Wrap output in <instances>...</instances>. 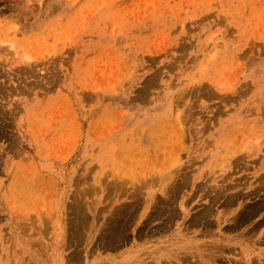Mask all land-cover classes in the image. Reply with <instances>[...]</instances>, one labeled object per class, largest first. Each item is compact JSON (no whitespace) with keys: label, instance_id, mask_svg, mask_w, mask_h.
I'll return each instance as SVG.
<instances>
[{"label":"rangeland","instance_id":"obj_1","mask_svg":"<svg viewBox=\"0 0 264 264\" xmlns=\"http://www.w3.org/2000/svg\"><path fill=\"white\" fill-rule=\"evenodd\" d=\"M0 9V264H264V192H247L264 174V0H0ZM226 185L215 227H188ZM256 200L261 210L235 227L239 203ZM118 212L129 241L111 247Z\"/></svg>","mask_w":264,"mask_h":264},{"label":"bare ground","instance_id":"obj_2","mask_svg":"<svg viewBox=\"0 0 264 264\" xmlns=\"http://www.w3.org/2000/svg\"><path fill=\"white\" fill-rule=\"evenodd\" d=\"M0 10H1V9H0ZM10 49H11V48H10ZM1 50H2V49H1ZM28 65H29V64H28ZM26 67H27V65H26ZM21 68H22V67H21ZM24 68H25V67H24ZM24 68H23V69H24ZM29 69H30V68H29ZM34 69H35V68H34ZM21 71H23V70H21ZM24 71H25V70H24ZM28 72H29V70H28ZM23 73H24V72H23ZM5 77H6V76H5ZM26 82H27V81H26ZM22 83H23V82H22ZM0 84H1V83H0ZM24 84H25V83H24ZM26 84H27V83H26ZM2 85H4V84H2ZM6 86H7V85H6ZM24 86H25V85H24ZM24 86H23V87H24ZM29 86H30V85H29ZM202 86H203V85H202ZM194 87H195V86H194ZM0 88H1V87H0ZM5 88H6V87H5ZM25 88H27V87H25ZM29 88H30V87H29ZM8 89H9V87H8ZM196 89H197V88H195V90H196ZM198 89H199V88H198ZM198 89H197V90H198ZM205 89H206V88H205ZM195 90H194V92H195ZM1 91H3V89H2ZM1 91H0V92H1ZM4 91H5V90H4ZM205 91H207V90H205ZM142 92H143V91H142ZM191 92H192V91H191ZM197 92H198V91H197ZM5 94H6V93H5ZM194 96H195V95H194ZM227 96H229V95H227ZM183 98H184V97H183ZM228 101H229V100H228ZM189 105H190V104H189ZM189 107H190V106H189ZM191 107H193V106H191ZM188 109H189V108H188ZM188 109H187V111H188ZM1 114H2V113H1ZM1 114H0V116H1ZM204 119H205V118H204ZM207 123H208V122H207ZM209 126H210V125H209ZM180 127H181V126H180ZM185 129H186V128H185ZM185 129H184V130H185ZM182 130H183V129H182ZM182 130H181V131H182ZM184 130H183V131H184ZM183 131H182V132H183ZM184 132L186 133V131H184ZM1 134H2V133H1ZM183 134H184V133H183ZM184 135H186V134H184ZM258 137H259V136H258ZM186 138H187V137H186ZM181 139H182V138H181ZM251 139H252V138H251ZM185 140H186V139H185ZM248 140H249V139H248ZM248 140H247V141H248ZM245 142H246V140H245ZM12 145H13V144H12ZM243 147H244V146H243ZM12 148H13V147H12ZM250 148H251V147H250ZM241 149H242V147H241ZM248 149H249V148H248ZM248 149H246V150L248 151ZM16 150H17V149H16ZM16 150L13 151V152H16ZM156 150H157V149H156ZM246 150H245V151H246ZM238 151H239V150H238ZM243 153H244V152H243ZM243 153L240 152V154H243ZM240 154L238 155L239 158H240ZM17 155H18V154H17ZM20 155H21V152H20ZM150 155H151V154H150ZM252 155H253V154H252ZM241 156L243 157L244 155H241ZM259 156H260V155H259ZM245 157H246V156H245ZM260 157H261V156H260ZM237 158H238V157H237ZM239 158H238V160H240ZM234 159H235V158H234ZM241 159H242V158H241ZM243 159H244V158H243ZM243 159H242V160H243ZM230 160H231V159H230ZM233 161H234V160H233ZM233 161H232V162H233ZM244 161H245V160H244ZM256 161H257V160H256ZM235 162H237V160H236ZM249 162H250V161H249ZM233 163H234V162H233ZM242 164H243V163H242ZM145 166H146V164H145ZM234 166H235V165H234ZM138 167H139V166H138ZM249 167H250V166H249ZM238 168H239V167H238ZM242 168H243V167H242ZM233 169H234V168H233ZM248 169H250V168H248ZM260 169H261V168H260ZM163 170H164V169H163ZM239 170H240V168H239ZM156 172H158V171H156ZM233 172H234V171H233ZM235 172H237V171H235ZM143 173H144V172H143ZM231 173H232V172H231ZM159 174H160V172H159ZM234 174H235V173H234ZM245 174H246V173H245ZM120 175H121V174H120ZM143 175H145V174H143ZM157 175H158V174H157ZM228 175H230V174H228ZM121 176H122V175H121ZM147 176H148V175H147ZM147 176L145 175V177H146V178H145V182H146V179L148 180V178H149V177L147 178ZM150 176H151V174H150ZM152 176H153V175H152ZM184 176H185V175H184ZM243 176H244V175H243ZM245 176H246V175H245ZM154 177H156V176H154ZM186 177H187V176H186ZM189 177H190V176H189ZM231 177H232V176H231ZM258 177H259V176H258ZM106 178H107V177H106ZM133 178H134V177H133ZM152 178H153V177H152ZM225 178H226V177H225ZM229 178H230V177H229ZM241 178H242V176H241ZM248 178H249V177H248ZM120 179H121V178H120ZM131 179H132V178H131ZM142 179H143V178H142ZM150 179H151V177H150ZM156 179H157V178H156ZM156 179H155V180H156ZM235 179H236V178H235ZM255 179H256V178H255ZM180 180H181V179H180ZM182 180H183V179H182ZM186 180H188V179H186ZM225 180H227V179H225ZM240 180H241V179H240ZM119 181H120V180H119ZM122 181H123V179H122ZM150 181H151V180H150ZM156 181H157V180H156ZM178 181H179V180H178ZM184 181H185V180H184ZM253 181H255V180H253ZM103 182H104V181H103ZM107 182H108V181H107ZM113 182H114V181H113ZM117 182H118V181H117ZM141 182H142V181H141ZM147 182H149V181H147ZM152 182H153V181H152ZM186 182H188V181H186ZM186 182H185V183H186ZM204 182H205V181H204ZM222 182H223V181H222ZM246 182H247V181H246ZM142 183H143V182H142ZM183 183H184V182H183ZM238 183H240V182H238ZM238 183H236V184L234 183L233 186H232L230 183H229V184H230L232 187H234L235 185H238ZM259 183H260V184H259ZM259 183H258L259 185L257 184V185H258L257 187H255V188L252 189V190H248V191H247L249 195H250L251 193H254V194H257L258 192L260 193V191H263V192H264V174H263V173L260 175V181H259ZM119 184H120V183H119ZM121 184H122V182H121ZM132 184H134V183H132ZM145 184H146V183H145ZM145 184H144V185H145ZM187 184H189V182H188ZM110 185H112V184H110ZM116 185H117V184H116ZM116 185H115V186H116ZM169 185H170V184H169ZM171 185H173L172 182H171ZM175 185H176V184H175ZM180 185H181V184H180ZM230 185H229V186H230ZM115 186H114V188H115ZM133 186H134V185H133ZM173 186H174V185H173ZM226 186H227V185H226ZM229 186H227V188H226V187L224 188V186H223V188L221 187L220 190H219V188H218V189H217V192L215 191V193H216L215 198L212 196V197H213L212 200L209 201V202H211V205H210L209 207L207 206L206 209H204V207H203L204 210L202 209V211H201V209H200L199 211H201V212L197 211V212H196L197 214L194 213V214H196V215H194V216H193V213H192L191 215H192L193 217H191L190 220H191L192 218H193V219H192L190 222L187 220V221L189 222L188 227L198 226V227H196V228H199L200 225H204L205 227H215V224H216V223H213L214 225L212 226V222H213V221L211 222L209 217H210V216H211V217L213 216V215H212V214H213V211H214L213 206H214L215 202L219 201L220 196H221V197L224 196V193H225V191H227V190L229 189ZM231 186H230V187H231ZM238 186H239V185H238ZM93 187H94V186H93ZM196 187H197V186H196ZM200 187H201V186H200ZM212 187H213V186H212ZM95 188H96V187H95ZM122 188H123V187H122ZM130 188H131V187H130ZM198 188H199V187H198ZM97 189H98V188H97ZM97 189H96V190H97ZM170 189H171V188L169 187V190H170ZM173 189H174L173 192L178 190V189L175 190V188H173ZM231 189H232V188H231ZM91 190H92V189H91ZM126 190H127V189H126ZM126 190H125V192H126ZM213 190H215V189H213ZM213 190H212V191H213ZM240 190H241V189H240ZM240 190H239V191H240ZM97 191H98V190H97ZM239 191L237 190V193H236L235 195H233L235 192H234V193H230V195H231V194L233 195L232 198L229 197L230 200H227V201H228L227 203H230V204H229L230 206H231V204H232L233 202H237V200H238V196H239V195L242 196V193H240ZM242 191H243V189H242ZM88 192H89V191H88ZM88 192H87V193H88ZM90 192H91V191H90ZM120 192H121V191H120ZM128 192H129V191H128ZM167 192H168V193H167ZM210 192H211V190H210ZM247 192H246V193L243 192V193H244V194H247ZM263 192H262V193H263ZM92 193H94L93 190H92ZM97 193H98V192H97ZM123 193H124V192H122V194H123ZM137 193H138V192H136V194H137ZM143 193H144V192H143ZM171 193H172V191H171ZM215 193H214V194H215ZM262 193H261V194H262ZM74 194H75V193H73V195H74ZM85 194H86V193H85ZM88 194H89V193H88ZM132 194H135V193L133 192ZM193 194H194V193H193ZM226 194H227V193H226ZM263 194H264V193H263ZM263 194H262V195H263ZM75 195H76V194H75ZM83 195H84V194H83ZM105 195L107 196L106 193H105ZM109 195H110V194H109ZM139 195H140V194H139ZM177 195H178V194H177ZM227 195H228V194H227ZM262 195H260V197H261ZM81 196H82V195H81ZM111 196H112V195H111ZM121 196H122V195H121ZM133 196H134V195H133ZM169 196L172 197V196L170 195V192H169V191H166V197L169 198ZM193 196H194V195H193ZM246 196H247V195H246ZM246 196H244V197H246ZM72 197H73V196H72ZM76 197H77V196H76ZM76 197H75V198H76ZM89 197H90V195H89ZM118 197H119V196H118ZM128 197H129V196H128ZM140 197H141V196H140ZM176 197H177V196H176ZM254 197H255V196H254ZM262 197H263V196H262ZM83 198H85V197H83ZM91 198H92V197H91ZM112 198H113V197H112ZM137 198H138V197H137ZM137 198H136V199H137ZM193 198H194V197H193ZM226 199H228V198H226ZM244 199H246V198H244ZM244 199H242V201H243ZM72 200H74V198H73ZM84 200H85V199H84ZM106 200H107V199H106ZM110 200H111V199H110ZM170 200H171V198H170ZM216 200H217V201H216ZM263 200H264V199H263ZM78 201H80V199H79ZM85 201H86V200H85ZM85 201H84V202H85ZM138 201H139V200H138ZM168 201H169V200H168ZM222 201H223V200H222ZM222 201H221V202H222ZM259 201H261V200H259ZM86 202H87V201H86ZM93 202H94V201H93ZM129 202H130V201H129ZM135 202H136V201H135ZM169 202H171V201H169ZM186 202H189V201H186ZM225 202H226V201H225ZM256 202H258V200H256L254 203H256ZM263 202H264V201H263ZM263 202H261V203H263ZM71 203L73 204V202H71ZM79 203H80V202H79ZM108 203H109V202H108ZM123 203H124V202H123ZM127 203H128V202H127ZM166 203H167V202H166ZM172 203H174V201H173ZM172 203H169V204L172 205ZM180 203H181V202H180ZM184 203H185V202H183V204H184ZM222 203H224V202H222ZM254 203L251 202V204H254ZM69 204H70V203H69ZM75 204H78V203H77V202L74 203V207L71 205V208H72V207L75 208V209H74V210H76L75 213H78L77 210H79V209L81 208L82 205H81V206H80V204H79V205H76L77 207H80L79 209H77L76 206H75ZM119 204H120V203H119ZM119 204H118V206H119ZM161 204H163V203H161ZM167 204H168V203H167ZM181 204H182V203H181ZM183 204L181 205L182 208H180V209L185 210ZM188 204H189V203H188ZM234 204H235V203H234ZM234 204H233V205H234ZM256 204H257V206H256ZM256 204L253 205L252 207L249 206L250 208L245 209V211H243L244 206L247 207L248 204L244 205L243 203H239V205H242V207H240V210H238V212H236V214H234V217L232 216V217L234 218V220H231V223H232V224H235V225H236L235 227H237V226H241L240 224H241L246 218H247L246 220L252 219V218L250 217V215H252L253 213L257 212L256 210H259V209L261 208V205H262V204L260 205L259 203H256ZM106 205L108 206V204H106ZM106 205H105V207H106ZM121 205H123V204H121ZM125 205H126V204H125ZM165 205H166V204H165ZM171 205H170V207H171ZM184 205H185V204H184ZM205 205H206V204H205ZM224 205H225V203H224ZM227 205H228V204H227ZM227 205H226V206H227ZM235 205H236V204H235ZM116 206H117V205H116ZM137 206H138V205H137ZM167 206H169V205H167ZM172 206H173V205H172ZM186 206H187V205H186ZM226 206H225V207H226ZM262 206H263V205H262ZM119 207H120V206H119ZM126 207H127V206H125V209H126V210L124 209V207H123V209H120V208H122V207H120V208H118V209H120V210H122V211H123V210L127 211L128 208H126ZM128 207H129V205H128ZM130 207H131V206H130ZM132 207H133V204H132ZM132 207H131V211L129 210V211H127V212H129V213L132 212ZM173 207H174V206H173ZM173 207H171V209H173ZM225 207H224V208H225ZM227 207H228V206H227ZM73 208H72V211H73ZM82 208H83V206H82ZM82 208L80 209V210H81L80 213H81L82 210H83L82 214H84V211H85V210L82 209ZM154 208H155V207H154ZM158 208H159V207H158ZM174 208H175V207H174ZM85 209H86V208H85ZM116 209H117V208H116ZM118 209H117V210H118ZM135 209H136V208H135ZM137 209H138V208H137ZM166 209H167V208H166ZM166 209H165V208L162 209L161 212L163 211V213H164L165 211H168V209H167V210H166ZM117 210H116V211H117ZM120 210H119V211H120ZM153 210H154V209H153ZM164 210H165V211H164ZM228 210H229V209H228ZM260 210H261V209H260ZM98 211H99V210H98ZM125 211H124V212H125ZM176 211H177V212H180V210H178V209H177ZM224 211H226V210L224 209ZM73 212H74V211H73ZM100 212H101V210H100ZM111 212H114V210L111 211ZM133 212L135 213V210H133ZM157 212H158V211H157ZM168 212H169V214L165 215L166 218L170 217L171 215H173V217H174V216L176 217V215L173 214V213H175V212H172L171 215H170V212H171V211L169 210ZM177 212H176V213H177ZM198 212H199V213H198ZM114 213H115V212H114ZM116 213H117V212H116ZM121 213H122V212H121ZM125 213H126V212H125ZM129 213H127V214H129ZM136 213H137V212H136ZM158 213H160V212H158ZM158 213H157V214H158ZM185 213H186V216H187V215H188V211L186 210ZM223 213H224V212H223ZM225 213H226V212H225ZM70 214H71V213H70ZM99 214H100V213H99ZM118 214H119L120 216H119L118 218H116L115 220L113 219L114 221H111L112 225H111V231H110V234H109V239H110V241H109V239H108L109 244H107L108 242H106V243L104 242L105 245H109V246H111V247H112V246H115V242H116V240H117V239H115V237L118 238V240L122 242L123 240L126 239L125 237H127V236H126L127 233H129L128 231L125 232L126 230H128L129 227L126 228V229H125V227H124V226H125L126 224H128V222L130 221V220L128 221V219H127V218H129L128 215L126 214V215H127V217H126L125 215L122 216V214H120L119 212H118ZM118 214H117V215H118ZM130 214H131V213H130ZM164 214H166V213H164ZM177 214H178V213H177ZM256 214H258V213H256ZM72 215H73V214H72ZM74 215H75V214H74ZM76 215H78V214H76ZM117 215H115L114 217H117ZM133 215H134V214L132 213V216H131V217H133ZM136 215H137V214H136ZM147 215H148L147 217L149 218V215H150V214H147ZM161 215H163V214H161ZM169 215H170V216H169ZM220 215H221V214H220ZM78 216H80V214H79ZM81 216H82V215H81ZM81 216H80V217H81ZM134 216H135V215H134ZM154 216H155V215H154ZM159 216H160V215H159ZM253 216H254V215H253ZM73 217H74V216H73ZM73 217H72V218H73ZM75 217H77V216H75ZM85 217H87V216H86V213H85V216L83 217V219L80 218V220H81V221H85V220L88 218V217H87V218H85ZM98 217H100V216H98ZM112 217H113V216H112ZM114 217H113V218H114ZM135 217H136V216H135ZM150 217L152 218L153 215H152V216L150 215ZM178 217H179V215H178ZM221 217H222V216H221ZM221 217H220V216L218 217V218L220 219V221H224V219L221 220ZM232 217H230V218H228V219H231ZM248 217H249V219H248ZM254 217H256V216H254ZM254 217H253V218H254ZM70 218H71V217H70ZM84 218H85V219H84ZM153 218H155V217H153ZM233 218H232V219H233ZM263 218H264V217H263ZM67 219H68V218H67ZM75 219H76V218H75ZM75 219L73 218V220H75ZM77 219H78V218H77ZM106 219H107V217H106ZM111 219H112V218H111ZM73 220H71V221H73ZM80 220H79V219L77 220V222H78L79 224H81ZM131 220H132V218H131ZM133 220H134V219H133ZM143 220H144V219H143ZM211 220H212V219H211ZM213 220H214V219H213ZM261 220H263V219L261 218L260 221H261ZM47 221H48V220H47ZM87 221H88V220H87ZM106 221H107V220H106ZM108 221H109V220H108ZM127 221H128V222H127ZM161 221H162V220H161ZM176 221H178V220H176ZM215 221H216V220H215ZM226 221H227V220H226ZM228 221H230V220H228ZM233 221H234V223H233ZM251 221H252V220H251ZM48 222H49V221H48ZM75 222H76V220H75ZM75 222H74V223H75ZM98 222H99V221H98ZM109 222H110V221H109ZM146 222H147V220H146ZM146 222L144 221V223H146ZM185 222H186V221H185ZM216 222H217V221H216ZM257 222H258V221H257ZM262 222H263V221H262ZM43 223H44V222H43ZM69 223H70V222H69ZM71 223H72V222H71ZM78 223H75V225L77 224V225H76V226H77V227H76V230H78V228H81V227H78V226H80V225H78ZM83 223H84V222H82V224H83ZM88 223H89V222H88ZM106 223H107V222H106ZM162 223H163V222H162ZM168 223H170V222L168 221ZM168 223H166V224H168ZM244 223H246V222L244 221ZM258 223H259V222H258ZM260 223H261V222H260ZM260 223H259V225L262 224V223H261V224H260ZM129 224H130V223H129ZM131 224H132V223H131ZM226 224H227V222H226ZM232 224H228V226L230 225L231 227H234V226H232ZM106 225H107V224H106ZM108 225H109V224H108ZM163 225H164L165 228H167L170 224H169L167 227H166L165 223H163ZM180 225H181V224H180ZM47 226H48V225H47ZM71 226H72V225H71ZM71 226H70V227H71ZM81 226H82V225H81ZM84 226H85V225H84ZM157 226L159 227V223L157 224ZM171 226H172V223H171ZM171 226H170V227H171ZM183 226H184V225H183ZM216 226H217V225H216ZM225 226L227 227V225H225ZM230 226H229V227H230ZM251 226H252V225H251ZM253 226H254V224H253ZM261 226H262V225H261ZM49 227H50V226H49ZM145 227H146V226H145ZM158 227H157V228H158ZM172 227H173V226H172ZM186 227H187V226H186ZM188 227H187V228H188ZM229 227H228V229H229ZM242 227H243V226H242ZM257 227H258V226H257ZM36 228H37V227H36ZM71 228L73 229V227H71ZM71 228H68V229H71ZM141 228H142V225H141V227H140L139 229H141ZM159 228H161V226H160ZM184 228H185V227H184ZM187 228H185V230H187ZM248 228H249V227H247V230H250L252 227H250L249 229H248ZM28 229H29V228H28ZM37 229H38V228H37ZM43 229L45 230V227H44ZM48 229H49V228H48ZM136 229H137V228H136ZM139 229L137 230V232H138V231L140 232ZM142 229H143V228H142ZM150 229H151V227L148 229V231H149ZM210 229H211V228H210ZM210 229H209V230H210ZM222 229H224V228H222ZM228 229H227V230H228ZM232 229H234V228H231V229H229V230H232ZM254 229H255V228H254ZM254 229H253V230H254ZM24 230H25V229H24ZM26 230H27V229H26ZM26 230H25V231H26ZM76 230H75V231H76ZM82 230H83V229H82ZM82 230H81V231H78V232H80V233H81V232H84V231H82ZM107 230H109V229H107ZM143 230H144V229H143ZM163 230H164V229H163ZM163 230H162V232H165V231H163ZM165 230H166V229H165ZM192 230H193V229H192ZM202 230L205 231V228L203 227ZM202 230H201V232H202ZM227 230H224V231H227ZM234 230H235V229H234ZM234 230H232V231H234ZM253 230H252V231H253ZM33 231H34V230H33ZM40 231H41V230H40ZM47 231H48V230H47ZM70 231H71V230H70ZM150 231H152V230H150ZM188 231H189V230H188ZM235 231H236V230H235ZM238 231H239V230H238ZM65 232H66V231H65ZM71 232H72V231H71ZM71 232H70V233H71ZM78 232H77V233H78ZM92 232H93V231H92ZM99 232H100V231H99ZM106 232H107V231H106ZM152 232H153V231H152ZM158 232H159V231H158ZM175 232H176V230H175ZM181 232H182V231H181ZM183 232H184V231H183ZM192 232H193V231H192ZM206 232H208V228H207ZM222 232H223V231H222ZM222 232H221V233H222ZM244 232H245V231H244ZM21 233H22V232H21ZM73 233H74V232H73ZM80 233H78V234H80ZM104 233H105V232H103V234H104ZM107 233H108V232H107ZM148 233H149V232H148ZM186 233H187V231H186ZM188 233H189V232H188ZM188 233H187V234H188ZM204 233H205V232H204ZM250 233H251V232H250ZM259 233H260V232H259ZM32 234H33L32 236L37 235V234H35V233H32ZM45 234H46V233H45ZM45 234H44V235H45ZM47 234H48V233H47ZM47 234H46V236H47ZM67 234H68V233H67ZM75 234H76V233H75ZM130 234H131V233H130ZM130 234H128V235H130ZM136 234L138 235V233H136ZM144 234H145V233H144ZM149 234H150V233H149ZM155 234H156V233H155ZM243 234L245 235V233H243ZM24 235H25V234H24ZM69 235H71V234H69ZM82 235L84 236V233L80 234L79 236H77V234H76V237H75V238H78V237L80 238V237H82ZM98 235H99V233H98ZM137 235H136V236H137ZM152 235H154V233H153ZM174 235H175V234H174ZM182 235H183V234H182ZM185 235H186V234H185ZM200 235H201V234H200ZM202 235H203V234H202ZM218 235H219V234H218ZM222 235H223V234H222ZM26 236H27V235H26ZM65 236H66V235H65ZM72 236H73V234H72ZM100 236H101V235H100ZM104 236H105V234H104ZM107 236H108V234H107ZM147 236H149V235H147ZM180 236H181V235H180ZM198 236H199V235L197 234V237H198ZM23 237H24V236H23ZM142 237H143V236H142ZM168 237H169V236H168ZM184 237H185V236H184ZM263 237H264V236H263ZM45 238H46V237H45ZM63 238H64V237H63ZM67 238H68V237H67ZM71 238H72V237H71ZM100 238H101V237H100ZM127 238H128V237H127ZM130 238H131V237H130ZM170 238H171V237H170ZM173 238H174V237H173ZM186 238H187V237H186ZM32 239H33V237H32ZM64 239H65V238H64ZM68 239H69V238H68ZM80 239H82V238H80ZM80 239H79V240L77 239V240L80 241ZM101 239H102V238H101ZM171 239H172V238H171ZM26 240H27V239H26ZM75 240H76V239H75ZM82 240H83V239H82ZM96 240H97V238H96ZM102 240H103V239H102ZM105 240H106V239H105ZM105 240H103V241H105ZM113 240H114V243L112 242ZM126 240H127V239H126ZM168 240H169V239H168ZM215 240H216V239H215ZM34 241L36 242V240H34ZM72 241H73V239H72ZM72 241H71V242H72ZM78 241H77V243L80 244V242H78ZM100 241H101V240H100ZM100 241H99V242H100ZM119 241H118V242H119ZM128 241H129V240H127L126 242H128ZM130 241H131V240H130ZM35 242H34V243H35ZM66 242H67V239H66ZM71 242H69V243H71ZM101 242H102V241H101ZM193 242H194V241H193ZM204 242H207V241H204ZM208 242H210V241H208ZM211 242H212V240H211ZM29 243H30V242H29ZM32 243H33V241H32ZM37 243H39V242H38V239H37ZM37 243H36V244H37ZM40 243L42 244L43 242L40 241ZM40 243H39V245H40ZM223 243H224V242H223ZM263 243H264V241H263ZM71 244H72V243H71ZM74 244H75V243H74ZM100 244H101V243H100ZM126 244H127V243H126ZM190 244H191V243H190ZM199 244H200V243H199ZM199 244H198V245H199ZM210 244H211V243H210ZM210 244H209V245H210ZM34 245H35V244H34ZM66 245H67V244H66ZM69 245H70V244H69ZM77 245H78V244H77ZM101 245H102V244H101ZM205 245L209 246L208 244H205ZM213 245H214V244H213ZM213 245H210V247L213 246ZM219 245H221V244H219ZM219 245H218V248L221 247V246H219ZM31 246H32V245H31ZM71 246H72V245H71ZM75 246H76V245H75ZM117 246H118V245H117ZM117 246H116V247H117ZM119 246H121V244H119ZM122 246H123V244H122ZM124 246H125V245H124ZM160 246H161V245H160ZM41 247H42V246H41ZM41 247H40V248H41ZM66 247H67V246H66ZM76 247H77V246H76ZM93 247H94V246H93ZM101 247H102V246H101ZM103 247L105 248L104 245H103ZM106 247H107V246H106ZM181 247H182V246H181ZM199 247H200V246H199ZM199 247H198V248H199ZM201 247H202V246H201ZM204 247H205V246H204ZM213 247H214L215 249H217V248H216V247H217V244H216V246L214 245ZM225 247H227V246H225ZM225 247H224V248H225ZM10 248H11V246H10ZM69 248H71V247H69ZM119 248H120V247H118V249H119ZM160 248H161V247H160ZM202 248H203V247H202ZM206 248L208 249V247H206ZM211 248H212V247H211ZM66 249H67V248H66ZM66 249H65V250H66ZM89 249H90V248H89ZM105 249L107 250V248H105ZM112 249H117V248H114V247H113V248H111V250H112ZM164 249H165V248H164ZM166 249H167V248H166ZM166 249H165V250H166ZM203 249H204V248H203ZM219 249L223 250V252H224V249H222V247L219 248ZM225 249H226V248H225ZM10 250H11V249H10ZM36 250H37V249H35V251H36ZM75 250H76V252H77V249H76V248H75ZM80 250H81V249H80ZM96 250H97V249L95 248V251H96ZM148 250H149V249H148ZM186 250H187V249H186ZM205 250H206V249H205ZM210 250H211V249H210ZM217 250H218V249H217ZM221 250H218V252L221 251ZM226 250H227V249H226ZM229 250H230V249H229ZM233 250H234V249H233ZM78 251H79V250H78ZM212 251H213V250H212ZM212 251H211V252H212ZM227 251H228V250H227ZM30 252H31V251H30ZM37 252H38V251H37ZM71 252H72V249H71ZM73 252H74V251H73ZM73 252H72V253H73ZM79 252H82V251H79ZM91 252H92V251H91ZM145 252H147V250H146ZM155 252H157V251H155ZM158 252H159V251H158ZM203 252H204V251H203ZM213 252H214V251H213ZM32 253H33V252H32ZM68 253H69V252H68ZM77 253H78V252H77ZM88 253H89V251H88ZM170 253H171V252H170ZM172 253H173V252H172ZM174 253H175V252H174ZM182 253H183V252H182ZM185 253H186V252H185ZM185 253H184V254H185ZM208 253H209V252H208ZM208 253H207V254H208ZM219 253H220V252H219ZM33 254H34V253H33ZM38 254H40V253H38ZM69 254H70V253H69ZM82 254H83V253H82ZM84 254H85V253H84ZM148 254H149V253H148ZM177 254H178V253H177ZM42 255H43V254H42ZM74 255H76V253H74L73 256H74ZM77 255H80V254L78 253ZM77 255H76V256H77ZM170 255H171V254H170ZM185 255H187V258H183V259H185V261H183V262H186V260H188V255H189V254H185ZM185 255H184V256H185ZM196 255H197V254H196ZM202 255H203V254H202ZM209 255H210V254H209ZM211 255L213 256V255H215V253H214V254H211ZM221 255H222V254H221ZM221 255H217V256L220 257ZM223 255H224V254H223ZM30 256L32 257V255H30ZM67 256H68V254H67ZM81 256H82V255H81ZM84 256H85V255H84ZM89 256H90V255H89ZM107 256H108V255H107ZM113 256H114V255H113ZM115 256H117V255H115ZM181 256H182V255H181ZM181 256H179V257H181ZM184 256H183V257H184ZM194 256H195V255H194ZM224 256H225V255H224ZM25 257H26V256H25ZM44 257H45V256H44ZM69 257H71V256H69ZM69 257H68V258H69ZM161 257H162V256H161ZM189 257H191V256H189ZM206 257H207V256H206ZM72 258H73V257H72ZM76 258H77V257H75V259H76ZM78 258H79V257H78ZM171 258H173V257H171ZM181 258H182V257H181ZM207 258H208V257H207ZM25 259H26V258H25ZM29 259H30V258H29ZM69 259H70V258H69ZM80 259H82V257H80ZM183 259H181V261H182ZM199 259H200V258H199ZM199 259L196 260V257H195V260H196V261H198ZM204 259H205V258H204ZM208 259L210 260V258H208ZM208 259H206V260H208ZM213 259H215V258H213ZM219 259H220V258H219ZM45 260H46V259H45ZM72 260H73V259H71V264H72ZM78 260H79V259H77V261H78ZM192 260H193V259H192ZM220 260H221V259H220ZM252 260H253V259H252ZM66 261H67V260H66ZM69 261H70V260H69ZM69 261H68V262H69ZM74 261H75V260H74ZM74 261H73V263H74ZM153 261H154V260H153ZM172 261H173V260H172ZM172 261H171V262H172ZM179 261H180V260H179ZM212 261H213V260H212ZM215 261H216V260H215ZM218 261H219V260H218ZM28 262H29V264L34 263V261H32V260H31V261L29 260ZM28 262H27V263H28ZM30 262H31V263H30ZM35 262H36V261H35ZM79 262H81V261H79ZM79 262H78L77 264H79ZM149 262H150V261H149ZM155 262H156V261H155ZM171 262H170V263H171ZM174 262H175V261H174ZM199 262H200V261H199ZM204 262H205V261H204ZM219 262H220V261H219ZM240 262H241V261H240ZM38 263H39V261H38ZM81 263H82V262H81ZM126 263H127V262H126ZM138 263H139V262H138ZM145 263H146V262H145ZM147 263H148V262H147ZM147 263H146V264H147ZM197 263H198V262H197ZM200 263H201V262H200ZM200 263H199V264H200ZM207 263H208V262H207ZM213 263H214V261H213ZM34 264H35V263H34ZM40 264H41V263H40ZM42 264H43V263H42ZM175 264H177V263L175 262ZM179 264H180V263H179ZM201 264H202V263H201ZM233 264H234V263H233Z\"/></svg>","mask_w":264,"mask_h":264}]
</instances>
